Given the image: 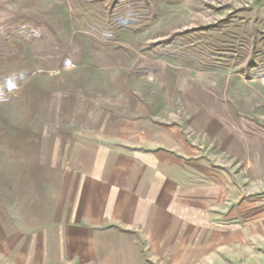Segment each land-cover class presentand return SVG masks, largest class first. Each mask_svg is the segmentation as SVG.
I'll return each mask as SVG.
<instances>
[{"label":"rangeland","instance_id":"rangeland-1","mask_svg":"<svg viewBox=\"0 0 264 264\" xmlns=\"http://www.w3.org/2000/svg\"><path fill=\"white\" fill-rule=\"evenodd\" d=\"M142 112L210 169L147 256L264 264V0H0V264L53 210L76 131Z\"/></svg>","mask_w":264,"mask_h":264},{"label":"crops","instance_id":"crops-1","mask_svg":"<svg viewBox=\"0 0 264 264\" xmlns=\"http://www.w3.org/2000/svg\"><path fill=\"white\" fill-rule=\"evenodd\" d=\"M74 140L53 210L39 232L10 236V264H154L147 250L173 241L165 227L194 219L208 196L207 159L181 126L143 112L85 123Z\"/></svg>","mask_w":264,"mask_h":264},{"label":"trees","instance_id":"trees-1","mask_svg":"<svg viewBox=\"0 0 264 264\" xmlns=\"http://www.w3.org/2000/svg\"><path fill=\"white\" fill-rule=\"evenodd\" d=\"M216 26H208L207 27V29H212V28H215ZM207 29H199V31L200 30H207ZM192 31H194V30H192ZM192 31H187V32H182V33H176V34H174V35H172L171 37H169V38H167V39H164V40H162L161 41V45H174V44H178V43H180V35H185V34H187V33H191ZM195 31H198V29L197 30H195Z\"/></svg>","mask_w":264,"mask_h":264}]
</instances>
